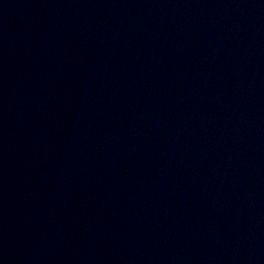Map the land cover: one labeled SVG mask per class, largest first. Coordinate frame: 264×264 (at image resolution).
I'll use <instances>...</instances> for the list:
<instances>
[{
  "label": "water",
  "instance_id": "1",
  "mask_svg": "<svg viewBox=\"0 0 264 264\" xmlns=\"http://www.w3.org/2000/svg\"><path fill=\"white\" fill-rule=\"evenodd\" d=\"M0 264H264V0H0Z\"/></svg>",
  "mask_w": 264,
  "mask_h": 264
}]
</instances>
